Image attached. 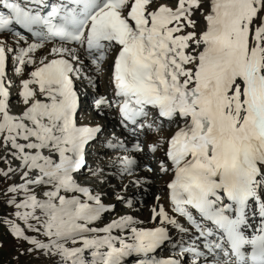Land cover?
I'll use <instances>...</instances> for the list:
<instances>
[{
	"label": "snow or ice",
	"instance_id": "6c2138e0",
	"mask_svg": "<svg viewBox=\"0 0 264 264\" xmlns=\"http://www.w3.org/2000/svg\"><path fill=\"white\" fill-rule=\"evenodd\" d=\"M0 9V209H10L0 225L28 245L20 255L122 264L154 252L172 226L188 237L177 255L141 264H182L189 253L191 264H264V0H0ZM101 73L112 97L94 108L111 109L129 133L105 142L117 153L108 161L77 87ZM140 155L158 157L147 172L170 177L169 206L155 197L150 228L130 214L99 226L116 208L105 203L108 172L133 176Z\"/></svg>",
	"mask_w": 264,
	"mask_h": 264
},
{
	"label": "rangeland",
	"instance_id": "374dc122",
	"mask_svg": "<svg viewBox=\"0 0 264 264\" xmlns=\"http://www.w3.org/2000/svg\"><path fill=\"white\" fill-rule=\"evenodd\" d=\"M88 71L92 73L89 69ZM10 72V71H9ZM11 75L13 78L11 80L15 83L17 81L16 87L12 88V92L15 93L18 89V77L15 76L12 72ZM96 77L94 76V79ZM98 80L95 86H85L87 81L82 85L78 82L77 87L79 89L84 87V92H81V101H80V115L83 118L82 122H92L94 124H100L103 126V132L99 137V140L96 143V151L101 150L100 153L108 152L107 155H102L101 159L104 161H108L112 156L117 155V153L110 151L107 149L106 141H115L116 138L126 139L129 135L128 131L123 128H119V124L117 121V117L113 119H109L105 115L98 114L97 111L93 110L94 101L97 96H106L109 94L108 88L110 87L108 83V76L104 73L96 78ZM86 95H89L88 100L86 101ZM96 97V98H95ZM92 104V105H91ZM96 113V114H95ZM98 116V117H97ZM105 118V119H104ZM113 126V127H112ZM115 127V128H114ZM114 128V129H112ZM113 131V132H112ZM109 132V133H108ZM102 138V139H101ZM94 156L96 152L93 153ZM158 157L154 156H137L140 167L135 170L133 176H120L117 171H109V177L107 181V185L104 189L105 192L108 193L105 198L106 204H116L115 212L106 216L99 224V226H103L105 223L109 222L111 219L117 218L119 215L123 214H132L133 218L137 221L138 226L144 227L148 224H144V222L148 221L150 209L152 208V204L154 202V198L159 196L163 197L166 202L167 200V179L166 175H158L147 172L145 165H151L153 168L156 167V159ZM111 167V166H110ZM144 171V173L142 172ZM142 172V173H141ZM147 172V173H146ZM117 174V175H114ZM148 178V183H146L145 187L142 189V194L139 197V204L134 203L131 207L128 206L127 203L117 202L116 196H125L132 195V191L137 187L131 184L132 180H135L137 177L143 179L144 177ZM127 185V190L124 191V186ZM10 209L2 208L0 209V213H7ZM152 221L149 223L151 224ZM150 227V225H149ZM173 230V228H171ZM170 232V239L165 242V247L161 249L160 252H166L168 246L173 250L172 255H177L178 248L177 245L180 243L181 238L187 242L188 237L183 235L181 237L177 236V233L173 231ZM167 246V247H166ZM28 245L25 243H18L10 234L9 230L6 226L0 225V264H44L43 260L40 258H33L27 255H20L19 253L23 252Z\"/></svg>",
	"mask_w": 264,
	"mask_h": 264
},
{
	"label": "bare ground",
	"instance_id": "6f19581e",
	"mask_svg": "<svg viewBox=\"0 0 264 264\" xmlns=\"http://www.w3.org/2000/svg\"><path fill=\"white\" fill-rule=\"evenodd\" d=\"M33 39V38H32ZM31 40V39H30ZM91 72H92V69H89ZM11 66H9V68H8V76H9V78L11 79V78H13L12 77V75H11ZM96 79V78H95ZM15 83L17 84V81H15ZM95 86V85H94ZM84 87L83 88H81V89H79V91H81V92H84ZM108 90H109V94L107 95V97L109 98V99H111V97H112V89H111V87H109L108 88ZM16 93V92H15ZM15 93H13V95H15ZM88 97H89V95H86V101H89L88 100ZM99 96H97V98H98ZM96 98V97H95ZM96 98V99H97ZM92 105V104H91ZM93 110H95V108H94V105H93ZM18 110V109H17ZM95 111H97V110H95ZM96 114V113H95ZM105 115L106 117H108L110 120L111 119H113V118H115V116L117 117V121H118V124H119V128H123L122 126H121V123H120V117L115 113V112H113L111 109H103L102 110V112H101V115ZM98 115V114H97ZM98 117V116H97ZM105 119V118H104ZM113 127V126H112ZM115 128V127H114ZM114 128H112V129H114ZM124 129V128H123ZM113 132V131H112ZM109 133V132H108ZM102 139V138H101ZM99 152H101V150H99ZM118 172V171H117ZM143 173H144V171H142ZM141 172V173H142ZM147 173V172H146ZM108 175H109V173H108ZM114 175H117V174H114ZM118 175H120L119 174V172H118ZM121 176V175H120ZM144 177V176H143ZM169 176H167L166 175V178L165 179H167V180H169ZM146 183H141L139 186H137L133 191H132V195L130 196V195H125L124 197L126 198V199H129V200H131V202H132V204H134V203H138L139 204V197L141 196V194H142V189L146 186L145 185ZM167 193H168V190H167ZM123 203V202H122ZM157 203V201L155 200V198H154V202H153V204H152V207L155 205ZM159 203H161V204H163L166 208L169 206V203H167L166 202V200L163 198V197H160V201H159ZM249 214H250V219L251 218H256V219H254V220H252V225H254V226H256L257 228L259 227V225H260V223H261V217L259 216V214H258V210L257 209H254L253 207H251L250 206V208H249ZM132 215V214H131ZM150 215H151V212H150V214H149V219H148V221H146V222H144V224H148V225H146V226H144V227H141V226H138V224H136V226L137 227H141V228H150V227H152L154 224H156L157 222L156 221H152L151 219H150ZM152 221V223L151 224H149L150 222ZM181 223H185L183 220H181ZM149 225H150V227H149ZM168 228H169V231H175L176 233H177V236L178 237H181V236H183V234H181V233H179L176 229H174L172 226H167ZM171 228H173V230H171ZM248 231L250 232V233H252L253 232V229L250 227L249 229H248ZM188 241V240H187ZM163 247H165V245L163 244L159 249H158V251L160 252V249L161 248H163ZM167 247V246H166ZM167 249V251L166 252H160V254L158 253V251H156L154 254H151V253H149L147 256H145V255H143V254H131V255H129V256H126V257H124L123 258V260H122V263L123 262H126V261H137V262H139L140 260H142L144 257H155V256H164V255H166V256H168V257H172V256H174V255H172V253H173V250H171V248L168 246V248H166ZM191 254L189 253V254H186V256H185V258H184V260L182 261V264H191Z\"/></svg>",
	"mask_w": 264,
	"mask_h": 264
}]
</instances>
